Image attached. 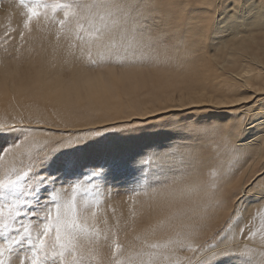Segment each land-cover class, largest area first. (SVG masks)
<instances>
[{
  "label": "snow or ice",
  "instance_id": "snow-or-ice-1",
  "mask_svg": "<svg viewBox=\"0 0 264 264\" xmlns=\"http://www.w3.org/2000/svg\"><path fill=\"white\" fill-rule=\"evenodd\" d=\"M21 2L26 18L19 29L17 54L26 40L34 39L33 22L37 30L43 22L55 29L57 51L66 50L93 68L184 69L200 48L215 43L221 35L218 26H231V36L249 19L246 30L264 28V0L259 13L253 0ZM16 31L8 27L0 36V48L7 51L17 41ZM110 75L121 79L124 74ZM104 79L80 73L66 89L49 94L48 102L71 103L73 89L77 102L99 98L101 91L92 85ZM245 87L254 94L244 95L245 88H240L227 92L225 99L189 88L187 97L181 91L179 101L173 97L155 111L130 115L116 125L66 126L59 135L44 139L36 135L43 120L39 112L0 118V138L12 137L0 144V161L11 158L0 173V264H227L233 259L235 264H264V221L251 232L243 224L249 197L257 206L264 205V163L252 175L233 180L236 161L247 157L248 148L260 144L264 156V87ZM215 109L229 111L231 118L183 115ZM170 114L180 115L165 142L128 156L97 155L82 163L83 154L107 135H132ZM251 129L260 135L249 140ZM53 165L56 172L49 171ZM129 184L144 188L145 205L158 197L167 202L155 208L162 218L131 240H121L115 229L105 227L101 243V224L107 226L108 220L100 216V206L106 194ZM186 200L187 210H172ZM229 201L232 206L222 217ZM257 232L258 243L252 239ZM109 240L110 251L104 256L101 249Z\"/></svg>",
  "mask_w": 264,
  "mask_h": 264
},
{
  "label": "bare ground",
  "instance_id": "bare-ground-1",
  "mask_svg": "<svg viewBox=\"0 0 264 264\" xmlns=\"http://www.w3.org/2000/svg\"><path fill=\"white\" fill-rule=\"evenodd\" d=\"M253 3L256 7L257 13H259L260 7H261V0H253ZM250 23H251V20L249 19V20L245 21V23L241 24L240 29L242 31L235 33L233 36H231V34H232L230 31L231 26H227L224 28H220L218 26V31L221 32V35L216 38L215 43L212 44L208 48H200L198 50V52L196 53L198 57L196 56L195 59H189L185 63L186 68L192 67L194 65L193 62H195L196 59L198 60V62L195 64V66L197 65V67H198L197 83L195 85H191L189 87L185 86V85H182V87L178 86L177 88H175L171 92L169 99H173V97L175 99H177V98L180 99V92L181 91H184L185 96L187 97L189 88L192 91H198V92L204 94L208 98L225 99V98H228L226 95L227 92L234 91V90L240 89V88H245V90L243 92L244 95H253L254 93L245 87L247 85H251L253 89H255L256 87H264V28L257 26L254 30H246L247 27L250 25ZM43 26H44V24H43ZM45 29H47V28L45 27ZM42 30H44V27H43V29H39V31H42ZM38 34L37 35L40 39H42L44 37V35H42L43 34L42 32L38 33ZM40 39H38V40H39V43H41V45H42L43 40H41L42 41L41 42ZM34 42L36 44L38 43L37 40H35ZM36 44L34 46V49H36L38 51ZM220 44L226 45V46L222 47ZM41 45L39 44L38 48L42 47ZM53 51H55V50H53ZM55 52H52V53L55 54ZM59 52L60 53L55 54V56L57 55V58L55 57L56 58V61H55L56 64H57V61H59V63H61V61H63L61 59V56H60L61 51H59ZM38 53H36L37 56H38ZM45 57L46 56H44L42 59L40 58L41 61L44 60ZM48 58L49 57H47V60H48ZM40 59H39V61H40ZM64 61H65V59H64ZM18 62H17V59L15 58V56L11 57V58H5V57L1 58V61H0V109L8 110V108H10V105H12L11 102H13L15 100V99H13V101H12V97H13L12 95H14V94H17L18 97H20L21 100L23 99L24 102H26V100L29 99L28 98L29 96H31V95L34 96V94H35V95H37V97H39L38 100L41 101V105H43L41 107L42 110H43V108L44 109L47 108V106H44V105H49L51 107V108H49V110L51 109L53 111V113L56 114L55 117H59V119H61V120L66 119L67 115H64L63 114L64 112H61V110L62 111L65 110L67 112L68 109L66 108L67 109L66 110L64 108L66 105L63 104L64 107H62L61 103H56V102L50 103V102H48L47 97L49 96V94L57 92L58 90L66 89L68 86V82L70 81V79L72 77H74L80 73H90V74H93L95 76H104L105 77V79L103 81H97L95 84L92 85L93 89L101 91V93H102L101 97H99V98L94 97L93 99H91L87 102L75 101L77 103V106L80 107L81 109L83 108L84 105H86L87 107H91L93 109H97V110L98 109L99 110L104 109L103 111H105L108 108H110L111 105L107 106L105 104L106 106H103L102 102L107 101L105 98L109 97V95H110L109 98H111V93H112V97L115 98L116 95H114L113 93L116 92L117 90H119L117 88H116L117 89L116 90L115 86L118 87V85H120L122 83L120 88L123 89L124 88L123 82L130 79V77L132 75V73H126L123 70H122L123 72L122 71L120 72V70L116 71L113 67H109V66H106L103 69H101L99 67L100 70H97V71H94V70L89 71V69H87L85 67L82 68L83 65H81L79 67V65H80L78 63L79 61L76 63V61H73V59L69 63H66L64 66L65 70H66V68H69L71 70V71L69 70V74H67V73L65 74L62 71V68H64V67H60V69L55 68L56 66H54L55 64L53 65L52 62L47 63V61H46L47 64L46 63L43 64L45 62V60H44V62H42V63L40 62L38 65L33 66L34 68L31 67V64H28V65L25 64L24 65L25 67L23 66V68H25L24 70H26V71L20 72L21 66H20V64H18ZM28 62H29V60H28ZM34 63H36L35 60H34ZM52 65H53V67H52ZM61 66H63V65L61 64ZM31 68L33 70H31ZM184 71L185 70H183V72ZM112 72H115L117 74V76H119L121 73H123L124 74L123 78L113 79L110 75V73H112ZM169 72L166 73L167 75L165 74L166 79L164 81H166L165 83H168L171 86L174 85L178 81L180 82V80H182L181 78H183L182 76L184 75L183 74L180 76L179 74H174V72L173 73L170 72L171 74L169 75L168 74ZM176 73H177V71H176ZM184 73L186 74V72H184ZM171 76L173 78L169 80L167 77L171 78ZM178 78H180V79L177 80ZM80 88L83 89L84 85L81 84ZM113 89H115L114 92H112ZM2 90L5 92L6 91L12 92L13 94H7V95L3 96ZM73 95H76L75 89H73ZM102 97H104V99ZM117 97L119 98V95ZM113 98H111V99H113ZM115 100H117V98H115ZM99 103H102V105H98ZM189 103H191V101H189ZM70 104H72V103H70ZM18 105L20 106V104H18ZM18 105H17V107H19ZM71 107H69V105H68V108H71ZM73 108H74V105H73ZM113 108H114V106H113ZM15 109H16V107H15ZM49 110H46V111L43 110V111L44 112H47V111L50 112ZM0 111H2V110H0ZM73 111H74V109H73ZM100 111H102V110H100ZM14 112H17V111L14 110ZM220 112L219 113L223 117L225 116L224 119L231 118V114L229 111H226V112L220 111ZM72 113H74V112H72ZM89 116H90V114L84 115L85 118H87ZM178 116L179 115H177V114H170L168 117H165L166 123L155 122V123H149L147 125H144L142 128H144L146 130L147 129L151 130V131H149V133L143 132L142 134H140V136L138 138H135L134 136L132 138L130 137V138H128L129 140L125 141L124 144L133 145V148H134L133 150H134V152H136L135 150H137V149H138V151H140L141 149H144L146 146L155 145V144L165 142L167 140L169 131H171L173 128L172 122H174ZM185 116H189V115H185ZM190 116H192V115H190ZM99 117H100V115H99ZM49 119H51V118L49 117ZM144 129H142V130H144ZM255 135H257V136L260 135L258 129H251L248 132L246 139L250 140ZM101 142H103V143L100 145ZM105 142H108V141L106 139L100 140V143H98L93 149H89L88 151L94 152V150H97V152H98V150H100L101 147H106L107 144ZM104 143L106 145H104ZM139 143H142V144L139 145ZM110 147L114 148L113 145H110ZM260 149H261L260 144H254L250 148H248L249 154L247 155V157H245L244 155H241L238 158V160L236 161V166L238 168V171L236 173V177H234L233 180H235L236 178L242 177V176H250L253 174V172L258 171L260 169L262 163H264V156H262L260 154ZM129 153H131V151ZM254 166H256V167L254 168ZM248 169L252 170L251 174H250V171ZM247 171H248V173H247ZM231 182L232 181H225V183H231ZM126 199L127 198L123 197L122 202L119 201L120 203H122L123 208H117L120 205H117V206L115 205V209H113L112 211H108L106 209L104 217H106L109 220H112V219H116L117 217L122 215L125 212L126 207H127V201H125ZM232 199L234 200L235 198L233 197ZM158 201L160 203H163V201L160 200L159 198H158ZM230 202L231 201H229V204H230ZM116 204H118V203H116ZM229 207L230 206L228 205V207L224 208L221 215L226 216V214H227L226 211L228 209H230ZM247 209H248V211L245 214L246 219L244 220L243 224L247 225L249 232L260 229L261 223H262V221H264V205L257 206L255 204V198L249 197ZM125 215H126V213H124L123 216H125ZM233 215H236V214L234 213ZM241 226H243V225H241ZM252 239H253V241L258 243L261 239L260 233L257 232V235L255 237H253ZM233 261H234V259H233ZM231 263H233V262H231Z\"/></svg>",
  "mask_w": 264,
  "mask_h": 264
},
{
  "label": "rangeland",
  "instance_id": "rangeland-1",
  "mask_svg": "<svg viewBox=\"0 0 264 264\" xmlns=\"http://www.w3.org/2000/svg\"><path fill=\"white\" fill-rule=\"evenodd\" d=\"M25 11H26V9L24 8L21 0H0V36H3L4 32L7 31L8 27H12V28L17 29L16 33H14V35L17 37V41L13 44L8 45L7 51H5L4 48H0V61H1V58H4V57L5 58H11V57L15 56V58L17 59V62L19 61L18 64H20V66H21V67L19 66L21 68V69L19 68L20 72L26 71V70H24L25 68H23V66L25 64L26 65L31 64V67L34 68L33 66L38 65L40 62L41 63L44 62V60H45V62L43 64H45L46 61H47V63L52 62L53 65L55 64L54 65V66H56L55 68H59V69H60V67H64L65 64L69 63L72 59H73V61H76V60H74V58L71 55L67 54V52L65 50L64 52H61V55H60L61 59L63 61L65 59V61L64 62L61 61V63H59V61H57V64H56L55 61H56L57 55L55 56V54H58L60 52L55 49V44H56V39H55V35H54L55 29H54L52 24H48L47 26H45V24L43 22L41 23L40 28H39V29H43V27H44V30H42V31L37 30L36 24H35V22H33L32 36L34 37V39L26 40L23 43V46L20 47L19 54H17L16 47L19 45V41H18L19 29L22 28L23 19L26 18L24 15ZM43 24H44V26H43ZM45 27L47 29H45ZM41 32L43 33L42 35H44V37L42 36L43 37L42 39H40L38 37V35H39L38 33H41ZM38 39H40V41L43 40V42L41 41L42 45H41V43H39ZM35 40H37V42H38L37 44L34 42ZM35 44L37 45L38 51L36 49H34ZM39 44L42 47L38 48ZM53 50H55L56 52ZM52 52H55V54ZM36 53H38V56L36 55ZM44 56H46L45 59L41 61V59ZM196 56H197V54H196ZM47 57H49L48 58L49 61L47 60ZM39 59H40V61H39ZM28 60H29V62H28ZM34 60L36 63H34ZM77 62L78 61H76V63ZM197 62H198V60L196 59V61L193 62L194 65L192 67H187V68L185 67L184 69H180V68H177L174 66H163V65H161V66L138 65L134 68H127V67L121 68V67H115L113 65H103V66H100L101 69L105 68L106 66H109V67H113L116 71L120 70V72H121L123 70L126 73H132L130 79L123 82V87H124L123 89L120 88L122 83L120 85H118V87L115 86V89L117 88L119 90L116 89L117 91L114 92L115 89H113L112 92H114L113 94L116 95L115 98H117V100H115V98L112 97V93H111V98H113V99L109 98L110 97V95H109V97L105 98L107 101L102 102L103 106H106V105L110 106L111 105L110 108H108L109 110L107 109V110L103 111L104 109H100V110H102V111H100L99 109L98 110L93 109L91 107H87L86 105H84L83 108L81 109L80 107L77 106V103L75 102L76 100L74 98L75 95H73L74 99L71 102L72 104H70V103L64 104V105H66L65 107L63 104H61V106L64 107L65 109L66 108L68 110L70 109L69 111L66 109L68 113L65 110H63V111L61 110V112H64L63 113L64 115H67L66 119L61 120V119H59V117H55L56 114H54L51 109L49 110V108H51L49 105H44V106H47V108H45V109L49 110L50 112H48V111L44 112V111H46L44 108H43L44 111L42 110L41 107L43 105H41V101L38 100L39 97H37V95L34 94V96H32V95L29 96L28 97L29 99H27L26 102H24L23 99L21 100L17 94H14V95H12L13 97L12 96L11 97H12V101H13V99H15V100L13 102H11L12 105H10V108H8V110L0 109V110H2V111H0V118L6 117V116L9 118H11L12 116L18 117L20 114H24L25 116H27L29 111L41 113V115L43 116V120H42L41 124L36 126L35 122H34V126L37 127L36 135H37V137H39L41 139L46 138L48 135H59L60 133L58 130L63 129L66 126L67 127H92V126L100 125V124H107L110 126L116 125L117 121L126 120L129 118L130 115L135 116L139 112L148 111V110L155 111V109L158 105L163 104L166 101L171 100V99H169L170 94L178 86L182 87V85H185V86L189 87L191 85H195L197 83V80H198V67H197V65L195 66V64ZM78 63L80 64L79 67L81 65H83L82 68L85 67V68L89 69V71L100 70L99 67H95V68L86 67L84 62H82V61L81 62L79 61ZM61 64L63 66H61ZM53 65H52V67H53ZM32 68H31V70H33ZM69 70H70L69 68H66V70H65V67L62 68V71L65 74L66 73L69 74ZM183 70H185L184 72H186V74L183 72ZM169 71L171 73L174 72V74H179L180 76L184 74L182 76L183 78H181L182 80H180V82L179 81L176 82L172 86L169 85L168 83H165L166 82V81H164L166 79L165 76L167 75L166 73ZM176 71H177V73H176ZM170 72L168 73L169 75L171 74ZM167 78L170 80L173 77L171 76V78L170 77H167ZM179 79L180 78H178L177 80H179ZM2 92H3V96L7 95V94H13L12 92H9V91L5 92L2 90ZM117 94L119 95V98L117 97L118 96ZM102 98L104 99V97H102ZM175 100L179 101L180 99L177 98ZM102 103H99L98 105H102ZM18 104H20V106ZM17 105L19 107H17ZM68 105H69V107H71V106L72 107L68 108ZM73 105H74V108H73ZM113 106H114V108H113ZM15 107H16V109H15ZM72 108L74 109V111ZM13 109L17 112H14ZM206 110L207 109H205V111ZM193 111L197 112L198 110L193 109ZM220 111L226 112L227 110L215 109V110H212L211 112L184 113L183 115H192L191 116L192 118L210 117L213 119H215V118L224 119L225 116L223 117L220 114L221 113ZM72 112H74V113H72ZM86 114H88V115L90 114V116L85 118L86 116L84 117V115H86ZM95 114L98 117L100 115V117L96 118L97 116ZM177 115H180V114H177ZM48 116L51 119H49ZM157 123H166V119L163 118V120L161 122H157ZM142 129H144V128H140L137 132H135L132 135H120V134H109V135H107L106 137L102 138L101 140L106 139L108 142L110 141L109 143L105 142L107 145L108 144L109 145L107 146L104 143V145H106V147H101L100 150H98V152H97V150H94V152L87 150L83 154L82 163L91 162V160L97 155H107V154H118L121 156L131 155L132 153H134L133 145H130V144L126 145L124 143H125V141H128L129 140L128 138H130V137L132 138L134 136L135 138H138L140 136V134H142L143 132L149 133V131H151L149 129H147V130L146 129L142 130ZM11 138L12 137L0 138V144L7 143L8 140H10ZM102 143L103 142H101L100 145ZM141 144L142 143H139V145H141ZM110 145H113L114 148H111ZM126 148L127 149L129 148V149L127 150ZM130 151H131V153H129ZM135 151L137 152L138 149ZM9 162H11V158H8V160H6V161H0V173H2L4 165L6 163H9ZM16 164H17L18 168L22 166V164L20 162H16ZM255 167L256 166H254V168ZM57 170H58V168L56 165H53V167H51L49 169L50 172H56ZM249 171L251 174L252 170H249ZM247 173H248V171H247ZM143 192H144V188L142 186L129 184L126 187H121L119 191L113 190L112 193L106 194V196H105V198H104V200L100 206V209H99V214L102 218L104 217L106 209L108 211H112L113 209H115V205L116 206L120 205L117 208H123L122 203L119 202V201L122 202L123 197L127 198L125 200V201H127V207H126V210L124 212V213H126L125 216H123L124 215V213H123L122 215H120L116 219H112V220L107 219L108 220L107 226L101 224V229H102L101 243H105L103 241V229L105 227H107L109 229H115L118 237L121 240H125V239L131 240V239H133V237L136 234L140 233L144 228H147V226H149V224L151 222L155 223V221L157 219L162 218L161 215L155 211V208L161 204H166L167 202L163 201V203H160L158 201V198H159L158 197L156 201L149 200L148 204L145 205V197L143 195ZM137 193H139V195H137ZM70 195H71V191L69 189L67 196H70ZM116 203H118V204H116ZM141 205H145V206L141 207ZM229 206H230L229 208H231V206H232L231 202H230ZM187 207H188V201L186 200L183 203L175 204L173 206L172 210L185 211V210H187ZM229 210L230 209H228L226 211L227 214H228ZM133 212L136 213L135 216L132 215ZM227 214H226V216H227ZM222 217H224V216L222 215ZM110 245H111V241L109 240L106 242V246L103 249H101L102 255L106 256L109 253ZM231 262H233V263H231ZM227 264H235V261L229 260L227 262Z\"/></svg>",
  "mask_w": 264,
  "mask_h": 264
}]
</instances>
